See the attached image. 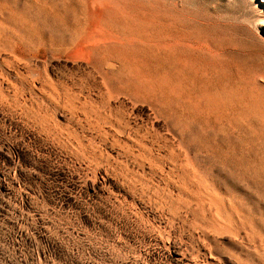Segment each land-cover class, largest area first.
I'll list each match as a JSON object with an SVG mask.
<instances>
[{
	"label": "rangeland",
	"instance_id": "rangeland-1",
	"mask_svg": "<svg viewBox=\"0 0 264 264\" xmlns=\"http://www.w3.org/2000/svg\"><path fill=\"white\" fill-rule=\"evenodd\" d=\"M136 1L142 2L140 4L144 7ZM147 1H131V9L141 15L158 13L156 24L161 17L165 18L167 13L171 16L172 13L171 17L180 18L173 20L178 23L174 30L183 34L185 40L197 41L203 38L220 49V57L208 60V63L219 68V72H224L223 76L226 74L224 78L227 80L224 83L226 86L228 83V89L234 84L237 89L245 88L247 82L258 83L259 87L264 82L259 78V82L253 79V76L260 77L264 74V41H261L262 44L260 42L261 39L264 40V0H161L164 3L160 0V3L158 0L157 3L154 0L152 1L155 3ZM93 3L94 0H0V264H264L262 256H258L262 255L264 249V133H259L262 132L261 128L264 129V120L261 122L262 117L258 115V118L256 114L242 115L246 124L241 120L242 116L228 117V120L194 115L184 117L182 111L171 106L166 107L173 122L164 113H159L158 107L151 102L155 94L135 95V92L143 93L144 88L143 83L133 80L129 82V95L112 93V97L105 88L109 86L115 91L118 85L104 79L106 75L115 79L118 77L117 71L112 73L115 70L112 62L106 63L107 66H97L94 73L84 71L86 57L78 59L60 52L59 55L57 51L52 55L49 52L51 48L57 49L59 46L71 44L77 27L86 16L94 13ZM138 7L143 12L147 9L149 13H141ZM156 7L165 10V13ZM14 9L18 11L15 12ZM175 14L179 15L175 17ZM194 18L197 21L202 20L198 23ZM203 18H207L208 22ZM155 28L152 26L147 31L137 32L145 38L158 33L160 35L159 27ZM220 28L224 31H220ZM251 41H256L257 44H252ZM148 49L136 47L133 52L147 60L153 70L159 58ZM254 72H258V75ZM227 75L232 76L228 79ZM216 79L221 80L218 76L211 78V81L216 82ZM192 80L188 89L193 94H200V85ZM213 81L208 84V88L212 89L213 95L219 96L211 86ZM235 122L239 126L234 127ZM226 123L230 126H225ZM258 123L262 125L259 124V127ZM235 137V140H242L235 141ZM253 149L258 150V154ZM216 151L218 153L215 154ZM255 153L263 158L259 159L260 155L257 157ZM185 155L196 168V177L186 163H183ZM234 156H237V161ZM257 183H260V187ZM207 185L212 186L216 200L208 193ZM255 204H258L257 207ZM220 210L223 214L219 213ZM219 219L238 228L240 239L230 233L217 231L214 224Z\"/></svg>",
	"mask_w": 264,
	"mask_h": 264
},
{
	"label": "bare ground",
	"instance_id": "bare-ground-1",
	"mask_svg": "<svg viewBox=\"0 0 264 264\" xmlns=\"http://www.w3.org/2000/svg\"><path fill=\"white\" fill-rule=\"evenodd\" d=\"M49 1V0H48ZM80 1V0H79ZM86 1H89V0H86ZM131 1H135V0H102V1H98V0H94V3L92 4V9H93V11H94V13L93 14H89L88 16H86V18L84 19V21H82V23L77 27V29H76V31H75V33L73 34V36H72V41H71V44H67V45H62V46H59L57 49H55V47H54V49L53 48H51V49H49V52L51 53V55H52V53H54V52H60L61 54H63V55H71L72 57H74V58H78V59H81V58H84V57H86L87 59V64H86V67H84L85 69H84V71H88V72H91V71H93L97 66H104V65H106V63H108V62H112V66L114 67V69L115 70H113L112 71V73L113 72H115V71H117L118 72V77L115 79L114 77H111V76H109V75H106L105 76V81H109L111 84L113 83V84H115L116 86L118 85V88H117V90H113L111 87H107V88H105L106 89V91L107 92H109L110 94H111V96L113 95L112 93H118V95H121V94H125V95H129L130 94V92H131V84L129 85V82H131V80H133L134 82H137V83H143L142 84V86H143V88H144V91H143V93L142 92H135L136 94L135 95H137V96H140V95H145L146 93H153V94H155L154 95V99L151 101L153 104H155V106L156 107H158V111H159V113H164V115H166L167 117H169L170 118V120L172 119V116H171V114L169 113L170 111H167L166 110V107H173V108H175L176 110H179V111H182L185 115H184V117L185 116H199V117H206V118H210V117H216V118H227V120H228V117H234V116H245V115H260L261 117H262V120H261V122L264 120V82L262 83V84H260L259 85V87L257 86V84H254L253 82H251V83H248L247 82V85H245L246 84V82L244 83V85H245V88L244 87H242L241 89L240 88H235V84H234V86H232V87H229V89H228V83H227V86L225 85V80H227V79H225L224 78V76L226 75V74H224V76H223V73L224 72H219L220 71V69L219 68H214V67H212V66H210V64L208 63V60H211V59H215V58H218V57H220V49L219 48H216V47H214V46H212L207 40H203V38H202V40H200L199 38V40H197V41H193L192 39H190V38H193V37H189V39L191 40H185L184 38H183V34L181 35L179 32H177V31H175L174 30V26L175 25H177L178 23H177V21H173V20H176L178 17V15H176L175 14V17H177V18H174V17H171L172 16V13H171V16H169L168 15V13H167V16H165V15H163V17L165 16V18H162L161 16V19L159 20V23H157L156 24V22H155V20L158 18L157 17V15H159L158 13L155 15L154 13L153 14H147V15H145L144 13L145 12H148V10L146 9V11L145 12H143V11H141L142 9L140 8V7H138V9L140 10V12L141 13H143L144 15H141V14H139L138 12H135V11H133L132 9H131V4L132 3H130ZM142 1V0H141ZM149 1V0H148ZM147 1V2H148ZM155 2H156V0H154ZM154 1H152L151 0V2H154ZM161 1V0H160ZM166 1V0H165ZM168 1H170V0H168ZM5 2V1H4ZM35 2V1H34ZM39 2V1H38ZM137 2V1H136ZM154 2V3H155ZM158 2H159V0H158ZM33 3V2H32ZM71 3V2H70ZM77 3V2H76ZM98 3V4H97ZM137 3H141L142 4V2H137ZM157 3V2H156ZM160 3V2H159ZM161 3H164V2H162L161 1ZM29 4V3H28ZM40 4H41V2H40ZM51 4V3H50ZM54 4V3H53ZM67 4V3H66ZM69 4V3H68ZM72 4V3H71ZM80 4V3H79ZM141 4H140V6H141ZM174 4V3H173ZM178 4V3H177ZM30 5V4H29ZM135 5V4H134ZM134 5H133V7H134ZM137 5V4H136ZM145 5V4H144ZM156 5V4H155ZM159 5V4H158ZM161 5V4H160ZM159 5V6H160ZM171 5V4H170ZM183 5V4H182ZM16 6V5H15ZM47 6V5H46ZM59 6V5H58ZM60 6H63V5H60ZM69 6H71V5H69ZM73 6H74V3H73ZM81 6V5H80ZM143 6V5H142ZM141 6V7H142ZM165 6H167V5H165ZM172 6V5H171ZM170 6V7H171ZM186 6V5H185ZM9 7H10V5H9ZM17 7V6H16ZM15 7V8H16ZM54 7V6H53ZM76 7V9H77V6H75ZM85 7H86V5H85ZM144 7V6H143ZM164 7V4H163V6H162V9H164L163 8ZM168 7V6H167ZM166 7V8H167ZM179 7H182V6H180V4H179ZM14 8V7H13ZM18 8V7H17ZM61 8V7H60ZM68 8V7H67ZM72 8V7H71ZM146 8H147V6H146ZM174 8H176V7H174ZM186 7H184V9H185ZM10 9V8H9ZM37 9V8H36ZM75 9V10H76ZM87 9V8H86ZM135 9V8H134ZM154 9V8H153ZM152 9V10H153ZM156 9H157V7H156ZM158 9L160 10V8L158 7ZM157 9V10H158ZM161 9V10H162ZM172 9V8H171ZM170 9V10H171ZM184 9H183V11H184ZM190 9V8H189ZM18 10H19V8H18ZM18 10H16L15 11V9H14V11L15 12H17ZM35 10V9H34ZM44 10V9H43ZM61 10V9H60ZM74 10V11H75ZM97 10H99V11H97ZM144 10H145V8H144ZM150 10V9H149ZM160 10V11H161ZM174 10V9H173ZM176 10H177V8H176ZM179 10H181V9H179ZM187 10V9H186ZM5 11V10H4ZM11 11V10H10ZM22 11V10H21ZM25 11V13H26V10H24ZM48 11V10H47ZM54 11V10H53ZM78 11V10H77ZM76 11V12H77ZM82 11V10H81ZM138 11V10H137ZM163 11V10H162ZM165 11V10H164ZM163 11V12H164ZM183 11H182V13H183ZM193 11H195V10H193ZM258 11V10H257ZM6 12H8V11H6ZM31 12V11H30ZM41 12V11H40ZM63 12V11H62ZM153 12H154V10H153ZM157 12V11H156ZM173 13H174V11H172ZM181 12V11H180ZM185 12V11H184ZM190 11H188V13H189ZM12 13V12H11ZM34 13V12H33ZM52 13V12H51ZM50 13V14H51ZM78 13V12H77ZM82 13H83V11H82ZM100 13V14H99ZM149 13V12H148ZM160 13V12H159ZM162 13V12H161ZM165 13V12H164ZM163 13V14H164ZM176 13V12H175ZM178 13V12H177ZM188 13H186V14H188ZM191 13V12H190ZM195 13V12H194ZM194 13H192V15L194 14ZM5 14V13H4ZM14 14V13H13ZM19 14V13H18ZM31 14V13H30ZM56 14V13H55ZM57 14H58V11H57ZM64 14V13H63ZM71 14V13H70ZM79 14V13H78ZM199 14V13H198ZM223 14V13H222ZM11 15V14H10ZM36 15V14H35ZM34 15V16H35ZM42 15V14H41ZM69 15V14H68ZM161 15V14H160ZM183 15V14H182ZM185 15V14H184ZM191 15V14H190ZM189 15V16H190ZM204 15H206L205 13H204ZM8 16V15H7ZM37 16H39V15H37ZM48 16V15H47ZM53 16H55V15H53ZM72 16V15H71ZM149 16V19H147V17ZM181 16V15H180ZM208 16V15H207ZM210 16H212V15H210ZM3 17V16H2ZM33 17V16H32ZM77 17V16H76ZM195 17V16H194ZM197 17H199V16H197ZM200 17H201V15H200ZM56 19H57V17H55ZM59 18V17H58ZM62 18V17H61ZM75 17H73V19H74ZM84 18V17H83ZM186 18H187V16H186ZM202 18V17H201ZM210 18V17H209ZM212 18V17H211ZM210 18V19H211ZM144 19L146 20V21H144ZM180 19V18H179ZM179 19H177V20H179ZM183 19H185V18H183ZM192 19H193V17H192ZM191 19V20H192ZM196 18H194V21L196 22L197 20H195ZM198 19V18H197ZM200 19V18H199ZM204 19V21L205 20H207L206 22H208V19L207 18H203ZM256 19V18H255ZM260 19V18H259ZM18 20V19H17ZM66 20V19H65ZM181 20H182V18H181ZM190 20V21H191ZM202 20V19H201ZM201 20H199V21H201ZM261 20V19H260ZM260 20H259V24H260ZM58 21H59V19H58ZM68 21V20H67ZM157 21V20H156ZM193 21V22H194ZM199 21H197L198 23H199ZM210 21V20H209ZM258 21V20H257ZM256 21V22H257ZM262 21H263V19H262ZM8 22V21H7ZM50 22V21H49ZM52 22V21H51ZM62 22V21H61ZM213 22V21H212ZM9 23V22H8ZM44 23V22H43ZM58 23V22H57ZM66 23H68V22H66ZM187 23V22H186ZM215 23V22H214ZM213 23V24H214ZM13 24V23H12ZM219 24V23H218ZM15 25V24H14ZM22 25V24H21ZM37 25H38V22H37ZM37 25H36V27H37ZM41 25V24H40ZM50 25V24H49ZM61 25H64V24H61ZM187 25H188V23H187ZM193 25V24H192ZM209 25H211V24H209ZM221 25V24H220ZM238 25V24H237ZM257 25V24H256ZM13 26V25H12ZM11 26V27H12ZM43 26H44V24H43ZM42 26V27H43ZM65 26V25H64ZM70 26V25H69ZM153 26V28H155V26L156 27H159V31H160V35H159V33L158 34H155L154 32H153V34H155L156 36H153V37H146L145 38V36L143 37L141 34H139V32H137V31H147L148 29H150V27H152ZM190 26V25H189ZM188 26V27H189ZM198 26V25H197ZM204 26V25H203ZM202 26V27H203ZM216 26V25H215ZM248 26V25H247ZM41 27V26H40ZM176 27V26H175ZM180 27V26H179ZM186 27V26H185ZM192 27V26H191ZM195 27V26H194ZM201 27V26H200ZM206 26H204V28H205ZM211 27V26H210ZM209 27V28H210ZM219 27V26H218ZM217 27V28H218ZM226 27V26H225ZM242 27V26H241ZM261 27V26H260ZM65 28V27H64ZM193 28V27H192ZM198 28V27H197ZM196 28V29H197ZM223 28V27H222ZM222 28H220V31H224V30H221ZM228 28V27H227ZM244 28H246V27H244ZM22 29V28H21ZM26 29V28H25ZM60 29V28H59ZM58 29V30H59ZM88 29H91V31L90 32H88ZM156 29V28H155ZM190 29V28H189ZM207 29V28H206ZM211 29V28H210ZM213 29V28H212ZM215 29V28H214ZM225 29V28H224ZM229 29V28H228ZM228 29L226 30V31H228ZM231 29V28H230ZM229 29V30H230ZM247 29V28H246ZM255 29V28H254ZM256 29H257V27H256ZM23 30V29H22ZM28 30V29H27ZM71 30V29H70ZM178 30H180V28H178ZM186 30V29H185ZM195 30V29H194ZM217 30H219V29H217ZM216 30V31H217ZM258 30V29H257ZM30 31V30H29ZM39 31H40V29H39ZM53 31V30H52ZM68 31V30H67ZM72 31V30H71ZM150 31V30H149ZM182 31H183V29H182ZM189 32H190V30H188ZM201 31H202V29H201ZM204 31V30H203ZM207 31V30H206ZM209 31V30H208ZM231 31V30H230ZM249 31V30H248ZM256 31V30H255ZM259 31V30H258ZM157 32H158V30H157ZM189 32H188V34H189ZM211 32V31H210ZM209 32V33H210ZM214 32V31H213ZM219 32V31H218ZM231 32H233V31H231ZM244 32V31H243ZM247 32V31H246ZM246 32H245V34H246ZM71 33V32H70ZM142 33V32H141ZM182 33V32H181ZM185 33H187V32H185ZM191 33H192V31H191ZM199 32H197V34H198ZM205 33H207V32H205ZM217 33V32H216ZM222 33V32H221ZM228 33V32H227ZM237 33V32H236ZM240 33V32H239ZM248 33H250L251 34V32H248ZM258 33H260V32H258ZM21 34V33H20ZM136 34V35H135ZM152 34V33H151ZM192 34H194V33H192ZM191 34V35H192ZM201 34V33H200ZM229 34H230V32H229ZM228 34V35H229ZM243 34V33H242ZM249 34V35H250ZM22 35V34H21ZM69 35V34H68ZM67 35V36H68ZM248 35V36H249ZM255 35H257V34H255ZM26 36V35H25ZM63 36V35H62ZM71 35H69V37H70ZM188 36V35H187ZM193 36V35H192ZM197 36V35H196ZM213 36V35H212ZM231 36H232V33H231ZM247 36V35H246ZM51 37V36H50ZM219 37V36H218ZM224 37H225V35H224ZM224 37H222V38H224ZM234 37V36H233ZM236 37H238V36H236ZM259 37H260V35H259ZM12 38V37H11ZM11 38H10V41H11ZM18 38H19V36H18ZM33 38V37H32ZM216 38V37H215ZM230 38H232V37H230ZM240 38H241V36H240ZM244 38V37H243ZM254 38V37H253ZM258 38V37H257ZM13 39V38H12ZM196 39V38H195ZM217 39V38H216ZM225 39H226V37H225ZM249 38L247 37V40H248ZM251 39H252V37H251ZM255 39V38H254ZM261 39V38H260ZM229 40V39H228ZM233 40V39H232ZM240 40V39H239ZM238 40V41H239ZM257 40V39H256ZM259 40V39H258ZM17 41V40H16ZM59 41V40H58ZM245 41V40H244ZM253 41V40H252ZM251 41V42H252ZM263 42L264 40H260V42ZM41 42V41H40ZM66 42V41H65ZM70 42V41H69ZM242 42V41H241ZM259 42V41H258ZM259 42V43H260ZM262 42H261V44H262ZM11 43H13V41L11 42ZM29 43H32L31 41L29 42ZM54 43V42H53ZM225 43V42H224ZM243 43H246V42H243ZM255 43H256V41H255ZM255 43H253L252 42V44H255ZM258 43V45L260 46V44ZM16 44V43H15ZM33 45H34V43H32ZM32 44H30V45H32ZM226 44V43H225ZM224 44V45H225ZM228 44V43H227ZM226 44V45H227ZM230 44V43H229ZM250 44V43H249ZM248 43H247V45H249ZM251 44V45H252ZM257 44V43H256ZM19 45H21V44H19ZM55 45V44H54ZM74 45V46H73ZM223 45V46H224ZM226 45H225V47H226ZM231 45H232V43H231ZM228 46V45H227ZM243 46V45H242ZM252 46H254V45H252ZM264 46V45H263ZM262 46V47H263ZM40 47H41V45H40ZM136 47H147V48H149L150 49V51L152 52L151 54H153V55H155V56H157L158 58H159V60H158V63L156 64V65H154L155 66V68H153V70L151 69V65L149 64V62H147V60L145 61L144 59H142L141 57H139L138 55H137V53L134 51L133 52V50H134V48H136ZM222 47V46H221ZM247 47V46H246ZM257 47V46H256ZM15 48V47H14ZM41 48H43V46L41 47ZM249 48V47H248ZM252 48V47H251ZM255 48V47H254ZM260 48V47H259ZM264 48V47H263ZM21 49V48H20ZM27 49V48H26ZM35 49V48H34ZM148 49V50H149ZM222 49V48H221ZM223 49H226V48H224L223 47ZM228 49V48H227ZM147 50V51H148ZM244 50V49H243ZM253 50H255V49H253ZM13 51H15V49L13 50ZM44 51V50H43ZM228 51V50H227ZM231 51H232V49H231ZM257 51V50H256ZM263 51H264V49H263ZM21 52H23L22 50H21ZM37 52V51H36ZM45 52V51H44ZM56 52V53H57ZM240 52V51H239ZM239 52H237V53H239ZM251 52H253V51H251ZM60 53H59V55H60ZM141 53V52H140ZM145 53H147V52H145ZM233 53V52H232ZM255 53V52H254ZM257 53V52H256ZM264 53V52H263ZM16 54V53H15ZM17 55V54H16ZM26 55V54H25ZM24 55V56H25ZM58 55V54H57ZM62 55V56H63ZM223 55V54H222ZM263 56H264V54H262ZM18 56V55H17ZM148 56H150V55H148ZM225 56V55H224ZM243 56V55H242ZM244 56H246L245 54H244ZM243 56V57H244ZM253 56V55H252ZM262 56V57H263ZM56 57V56H55ZM231 57V56H230ZM233 57V56H232ZM256 57V56H255ZM48 58V57H47ZM51 58V57H50ZM54 58V57H53ZM137 58H138V60H137ZM145 58V57H144ZM147 58V57H146ZM145 58V59H146ZM154 58V57H153ZM241 58V57H240ZM247 58V57H246ZM253 58V57H252ZM261 58V57H260ZM59 59V58H58ZM122 59V60H121ZM150 59V58H149ZM229 59V58H228ZM231 59H233V58H231ZM49 60V59H48ZM62 60H65V59H62ZM226 60V59H225ZM241 60V59H240ZM247 60H249V59H247ZM253 60V59H252ZM53 61H54V59H53ZM75 61V60H74ZM77 61V60H76ZM82 61V60H81ZM154 61V60H153ZM152 61V62H153ZM243 61V60H242ZM263 61V60H262ZM42 62V61H41ZM48 62V61H47ZM46 62V63H47ZM61 62V61H60ZM68 61H66V63H67ZM70 62V61H69ZM238 62V61H237ZM244 62V61H243ZM257 62H258V60H257ZM83 63V62H82ZM155 63V62H154ZM232 63V62H231ZM230 63V64H231ZM252 63V62H251ZM51 64V63H50ZM59 64V63H58ZM69 64V63H68ZM73 64H74V62H73ZM76 64V63H75ZM80 64H81V62H80ZM233 64V63H232ZM231 64V65H232ZM237 64H239V63H237ZM250 64V63H249ZM47 65V64H46ZM65 65V64H64ZM235 65H236V63H235ZM254 65V64H253ZM258 65V64H257ZM59 66V65H58ZM79 66V65H78ZM107 66V65H106ZM111 66V67H112ZM234 66V65H233ZM232 66V67H233ZM245 66V65H244ZM248 66H250V65H248ZM247 66V67H248ZM260 66H262V65H260ZM264 66V65H263ZM61 67V66H60ZM83 67V66H82ZM109 67V66H108ZM231 67V66H230ZM231 67V68H232ZM239 67V66H238ZM255 67H256V65H255ZM46 68H48V66L46 67ZM80 68H81V66H80ZM240 68H242V66H240ZM240 68H238V70L240 69ZM263 68V67H262ZM55 69H56V67H55ZM70 69V68H69ZM75 69V68H74ZM79 69V68H78ZM110 69V68H109ZM113 69V68H112ZM117 69V70H116ZM235 69V68H234ZM243 69H245L244 67H243ZM243 69H242V71H243ZM246 69H248V68H246ZM264 69V68H263ZM72 70V69H71ZM226 70V69H225ZM256 70V69H255ZM39 71V70H38ZM52 71V70H51ZM77 71V70H76ZM224 71V70H223ZM237 71V70H236ZM241 71V70H240ZM245 71V70H244ZM249 71V70H248ZM261 71H262V69H261ZM27 72V71H26ZM37 72V71H36ZM69 72V71H68ZM94 72V71H93ZM233 72H235V71H233ZM32 73V72H31ZM78 73V72H77ZM95 73V72H94ZM110 73V72H109ZM232 73V72H231ZM230 73V74H231ZM236 73V72H235ZM238 73V72H237ZM244 73V72H243ZM252 73H253V71H252ZM254 73H256V72H254ZM258 73V72H257ZM256 73V74H257ZM22 74V73H21ZM152 74H155V75H157V76H151ZM241 74V73H240ZM246 74V73H245ZM249 74V73H248ZM250 74H251V72H250ZM32 75V74H31ZM40 75H41V73H40ZM50 75H52V74H50ZM54 75V74H53ZM82 75H83V73H82ZM96 75V74H95ZM110 75H112V74H110ZM121 75H124V77H122V78H124V80H122V78L120 77ZM242 75V74H241ZM255 75V74H254ZM258 75V74H257ZM261 75V74H260ZM80 76V75H79ZM99 76V75H98ZM220 77L221 78V80L223 79V81H221L220 79L218 80V79H216L217 81L216 82H214L213 80V85H211L212 86V88H213V90H215V92L219 95V96H217V95H213L212 94V89L211 90H209V88H208V84H211V78H217V77ZM227 76H229V75H227ZM232 76V75H231ZM231 76H229V78L228 79H230V77ZM236 76H238V74L236 75ZM31 77V76H30ZM41 77V76H40ZM64 77V76H63ZM96 77H97V75H96ZM240 77H242V76H240ZM251 77V76H250ZM249 76H248V78H250ZM61 78V77H60ZM60 78H58V79H60ZM238 78V77H237ZM261 79V80H263L264 81V74H262V76H260V77H254L253 76V79L255 80V81H257V82H259V79ZM32 79V78H31ZM114 79V80H113ZM191 79H193V80H196L198 83L197 84H199L200 85V87H199V89L201 88V92H200V94H196L195 92H197V91H195L194 93L195 94H193L189 89H188V85H189V83L191 82ZM233 79V78H232ZM231 79V80H232ZM234 79H236V78H234ZM239 79V78H238ZM237 79V80H238ZM252 79V78H251ZM81 80V79H80ZM79 80V81H80ZM192 80V81H193ZM215 80V79H214ZM248 80H250V79H247V81ZM96 81V80H95ZM235 81V80H234ZM234 81H232L233 83H234ZM239 81V80H238ZM241 81V80H240ZM18 82V81H17ZM69 82V81H68ZM74 82V81H73ZM83 82V81H82ZM86 82V81H85ZM20 83V82H19ZM230 84H232L231 82H229ZM236 84H237V82H235ZM256 83V82H255ZM4 84V83H3ZM133 84V83H132ZM148 85V87H145V85ZM215 84V85H214ZM239 84V83H238ZM241 84V83H240ZM239 84V85H240ZM85 85H86V83H85ZM93 85V84H92ZM239 85H237V86H239ZM243 85V84H242ZM243 85V86H244ZM84 86V85H83ZM100 86H102V85H100ZM191 86V85H190ZM227 88H226V87ZM27 87V86H26ZM85 87V86H84ZM92 87V86H91ZM133 87V86H132ZM197 87V86H196ZM240 87V86H239ZM20 88V87H19ZM90 88V87H89ZM194 89H196V88H193V90ZM81 90V89H80ZM192 90V89H191ZM83 91V90H82ZM91 92V91H90ZM95 92V91H94ZM199 92V91H198ZM19 93V92H18ZM17 93V94H18ZM80 93V92H79ZM97 93V92H96ZM127 93H129V94H127ZM32 94V93H31ZM100 94H102V93H100ZM96 95V94H95ZM24 96V95H23ZM93 97V96H92ZM113 97V96H112ZM123 97V96H122ZM106 98V97H105ZM119 98H121V97H119ZM132 99V98H131ZM103 100V99H102ZM123 100H125V99H123ZM112 101V100H111ZM113 101H114V99H113ZM117 101H119V100H117ZM122 101V100H121ZM130 101H132V100H130ZM120 103V102H119ZM150 103V102H149ZM118 104V103H117ZM152 104V105H153ZM137 105V104H136ZM138 106H139V104H138ZM142 106V105H141ZM145 106V105H144ZM99 107V106H98ZM109 107V106H108ZM148 107V106H147ZM153 107H154V105H153ZM112 109V108H111ZM144 109V108H143ZM154 109V108H153ZM149 110H151V109H149ZM176 110H174V112L176 111ZM151 112V111H150ZM51 113V112H50ZM108 113V112H107ZM133 113H136V112H133ZM139 113V112H138ZM178 113V112H177ZM152 115H153V112H152ZM255 115V116H256ZM131 116V115H130ZM193 116V117H194ZM242 116V117H243ZM254 116V117H255ZM76 117V116H75ZM143 117V116H142ZM159 117V116H158ZM242 117H240L241 118V120L243 121L244 120V117L242 118ZM250 117V116H249ZM178 118V117H177ZM200 118V119H201ZM239 118V119H240ZM251 118V117H250ZM258 118H260L259 116H258ZM258 118L256 119L255 118V120H258ZM199 119V118H198ZM211 119V118H210ZM209 119V120H210ZM215 119V118H214ZM235 119H236V117H235ZM238 119V118H237ZM245 119H247V118H245ZM156 120V119H155ZM163 120V119H162ZM162 120H159V121H162ZM175 120V119H174ZM185 120V119H184ZM188 120V119H187ZM197 120V119H196ZM195 120V121H196ZM203 119H201V121H202ZM205 120V119H204ZM208 120V119H207ZM207 120H206V122H207ZM213 120V119H212ZM223 120V119H222ZM252 120V119H251ZM172 121H173V119H172ZM183 121V120H182ZM224 121V120H223ZM150 122V121H149ZM164 122V121H163ZM174 122V121H173ZM199 123H201L200 121H198ZM215 122V121H214ZM220 122V121H219ZM233 122V121H232ZM236 122H238V120L236 121ZM235 122V123H236ZM250 122V121H249ZM252 122V121H251ZM145 123V122H144ZM186 123H188V122H186ZM185 123V124H186ZM189 123H191V122H189ZM203 123V122H202ZM213 122H211V124H212ZM215 123H217V122H215ZM225 123V121L223 122V124ZM241 123H243V122H241ZM244 123H245V120H244ZM256 123V122H255ZM104 124V123H103ZM164 124V123H163ZM167 124V123H166ZM165 124V125H166ZM171 124V123H170ZM180 124V123H179ZM185 124H183V125H185ZM196 125H197V123H195ZM195 124H193V125H195ZM214 124V123H213ZM212 124V125H213ZM223 124H221V125H223ZM246 124V123H245ZM251 124H253V123H251ZM260 123H258V125H259ZM149 125V124H148ZM152 125V124H151ZM159 125V124H158ZM164 125V126H165ZM177 125V124H176ZM220 125V124H219ZM220 125V126H221ZM226 125H229V124H225V126ZM255 125V124H254ZM260 125H262V124H260ZM260 125H259V127H260ZM157 126V125H156ZM172 126V125H171ZM179 126H181V124L179 125ZM192 126V125H191ZM201 126V125H200ZM202 126H203V124H202ZM201 126V127H202ZM209 126V125H208ZM207 126V127H208ZM224 126V127H225ZM230 126V125H229ZM229 126H227V127H229ZM232 126V125H231ZM235 126H239V125H237V123H236V125H234V127ZM245 126V125H244ZM252 126V125H251ZM256 126V125H255ZM141 127V126H140ZM168 127V126H167ZM183 127V126H182ZM194 127V126H193ZM200 127V128H201ZM247 127H248V125H247ZM262 127V126H261ZM264 127V126H263ZM151 128V127H150ZM157 128V127H156ZM161 128V127H160ZM181 128V127H180ZM196 128H198V126L196 127ZM199 128V129H200ZM213 128V127H212ZM214 128H215V126H214ZM226 128V127H225ZM224 128V129H225ZM231 128V127H230ZM230 128H228V129H230ZM251 128V127H250ZM252 128H254V127H252ZM122 129V128H121ZM169 129H171V128H169ZM179 129V128H178ZM185 129V128H184ZM199 129H197V130H199ZM207 129V128H206ZM217 129V128H216ZM221 129V128H220ZM223 129V130H224ZM237 129V128H236ZM258 129V128H257ZM194 130H196V129H194ZM196 130V131H197ZM203 130V129H202ZM208 130H209V128H208ZM214 130V129H213ZM226 130H227V128H226ZM234 130V129H233ZM232 130V132L233 133H235L234 131ZM259 130H260V128H259ZM258 130V131H259ZM154 131H155V129H154ZM153 131V132H154ZM165 131V130H164ZM170 131V130H169ZM204 131V130H203ZM218 131V130H217ZM216 131V132H217ZM228 132H229V130H227ZM239 131H241V130H239ZM250 131V130H249ZM248 131V132H249ZM251 131H254L253 129L251 130ZM260 131H262V132H259V133H264L263 131H264V129L262 130V128H261V130ZM125 132V131H124ZM176 132V131H175ZM178 132V131H177ZM189 133H190V131H188ZM188 132H186V133H188ZM191 132H193L192 130H191ZM195 132V131H194ZM202 132V131H201ZM201 132H199V133H201ZM209 132V131H208ZM219 132V131H218ZM224 132H226V131H224ZM242 132V131H241ZM243 132H244V130H243ZM132 133V132H131ZM188 133V134H189ZM196 133V132H195ZM194 133V134H195ZM198 133V132H197ZM205 133V132H204ZM203 133V134H204ZM210 133V132H209ZM212 133H215L214 131H212ZM227 133V132H226ZM226 133H224L223 135H224V137L226 136ZM257 132L255 131V134H256ZM170 134V133H169ZM172 134V133H171ZM230 134H232V133H230ZM243 134V133H242ZM246 134L248 135V133L246 132ZM252 134V133H251ZM258 134V133H257ZM173 135V134H172ZM199 135V134H198ZM201 135V134H200ZM205 135V134H204ZM203 135V136H204ZM215 135H216V133H215ZM218 135V134H217ZM233 135H235V134H233ZM244 135V134H243ZM242 135V136H243ZM264 135V134H263ZM170 136V135H169ZM174 136V135H173ZM178 136V135H177ZM187 136V135H186ZM192 136H194V135H192ZM207 136H209V135H207ZM220 136V135H219ZM222 136V135H221ZM228 136V135H227ZM240 136V135H239ZM250 135H248V137H249ZM255 137H256V135H254ZM149 137H150V135H149ZM159 137V136H158ZM189 136H187V138H188ZM200 137V136H199ZM199 137H198V139H199ZM215 137V136H214ZM245 137V136H244ZM258 137V136H257ZM261 137V136H260ZM160 138V137H159ZM174 138V137H173ZM176 138V137H175ZM180 138V137H179ZM179 138H177V139H179ZM195 138H197L196 136H195ZM200 138H202V137H200ZM204 138H206V136H204ZM207 138H209V137H207ZM226 138V137H225ZM224 138V139H225ZM239 138V137H238ZM259 138V137H258ZM168 139H170L169 137H168ZM167 139V140H168ZM236 139V137L234 138V140ZM240 139V138H239ZM165 140V139H164ZM171 140V139H170ZM201 140V139H200ZM199 140V141H200ZM204 140V139H203ZM209 140V139H208ZM218 139H216V141H217ZM222 140V139H221ZM229 140V139H228ZM242 140V139H241ZM241 140H239V141H241ZM244 140V139H243ZM247 140V139H246ZM263 140V139H262ZM161 141V140H160ZM197 141V140H196ZM220 141V140H219ZM218 141V142H219ZM231 141V140H230ZM235 141H238V139L237 140H235ZM238 141V142H239ZM259 141V140H258ZM173 142H175V141H173ZM177 142V141H176ZM175 142V143H176ZM179 142V141H178ZM202 142V141H201ZM221 142V141H220ZM222 142H224V141H222ZM228 142V141H227ZM227 142H225V143H227ZM252 142V141H251ZM96 143V142H95ZM204 143V142H203ZM224 143V144H225ZM245 143V142H244ZM243 143V144H244ZM249 143H250V140H249ZM253 143V142H252ZM260 143H261V141H260ZM263 143H264V141H263ZM173 144V143H172ZM200 144V143H199ZM202 144V143H201ZM206 144V143H205ZM210 144V143H209ZM208 143H207V145H209ZM211 144H213V143H211ZM215 144V143H214ZM224 144H222V145H224ZM227 144H232L231 142L230 143H227ZM226 144V145H227ZM238 144V143H237ZM241 144H242V142H241ZM240 144V145H241ZM247 144V143H246ZM149 145V144H148ZM179 145V144H178ZM206 145V146H207ZM218 145H219V143H218ZM226 145H224V146H226ZM235 145V144H234ZM233 145V146H234ZM239 145V144H238ZM254 145V144H253ZM255 145H256V143H255ZM262 145V144H261ZM264 145V144H263ZM262 145V146H263ZM199 146V145H198ZM197 146V147H198ZM232 146V145H231ZM257 147H258V144L256 145ZM255 146V147H256ZM262 146H260V147H262ZM104 147V146H103ZM170 147V146H169ZM181 147V146H180ZM190 147V146H189ZM196 147V148H197ZM202 147V146H201ZM227 147H229V146H227ZM240 148H241V146H239ZM243 147H246V145L245 146H243ZM249 147H251L250 145H249ZM253 147V146H252ZM256 147V148H257ZM106 148V147H105ZM164 148V147H163ZM178 148V147H177ZM176 148V149H177ZM234 148L236 149V147L234 146ZM234 148H232L231 147V149H234ZM239 148V149H240ZM263 148V147H262ZM195 149V148H194ZM198 149H199V147H198ZM197 149V150H198ZM213 149H214V147H213ZM226 149V148H225ZM242 149V148H241ZM246 149V148H245ZM252 149V148H251ZM166 150V149H165ZM164 150V151H165ZM168 150V149H167ZM178 150V149H177ZM176 150V151H177ZM210 149H208V151H209ZM218 150V149H217ZM243 150H244V148H243ZM255 149H253V151H254ZM258 150H259V147H258ZM258 150H255L254 152H256L257 151V154H258ZM262 150V149H261ZM264 150V149H263ZM194 150H192V152H193ZM236 151H237V149H236ZM143 152V151H142ZM203 152V151H202ZM205 152V151H204ZM222 152V151H221ZM220 152V153H221ZM231 152V151H230ZM239 152H240V150H239ZM262 152V151H261ZM194 153V152H193ZM211 153H212V151H211ZM215 154L216 153H218L217 151L216 152H214ZM235 153V152H234ZM242 153V152H241ZM245 153V152H244ZM247 153V152H246ZM249 153V152H248ZM260 153V152H259ZM163 154V153H162ZM186 154H187V152H186ZM256 154V153H255ZM257 154H256V156H257ZM262 154V153H261ZM160 155V154H159ZM189 155V154H188ZM220 155V154H219ZM236 155V154H235ZM243 157H246L245 155H243V153L241 154ZM240 154H239V156H241ZM253 155H254V153L252 154V157H253ZM260 155V154H259ZM258 155V156H259ZM190 156V155H189ZM212 156V155H211ZM222 156H224V154L222 155ZM247 158H249V155L247 154ZM257 156V157H258ZM148 157V156H147ZM218 157V156H217ZM235 157V160H236V157L237 156H234ZM250 157H251V155H250ZM260 157L261 158H263L261 155L258 157L259 159H260ZM204 158V157H203ZM170 159V158H169ZM240 159V158H239ZM251 159V158H250ZM231 160V159H230ZM246 160V159H245ZM253 160V159H252ZM254 160H255V158H254ZM262 161H263V159H261ZM165 161V160H164ZM229 161V160H228ZM237 161V160H236ZM241 160H239V162H240ZM246 161H248V160H246ZM258 161V160H257ZM256 161V162H257ZM261 161V162H262ZM218 162V161H217ZM220 162V161H219ZM232 162V161H231ZM243 162V161H242ZM249 162H251L250 160H249ZM260 162V163H261ZM183 163H186V165L191 169V171H192V174H193V176L194 177H196L198 174H197V170H196V168L193 166V164H191V162L188 160V156L187 155H185V160H183ZM235 163V162H234ZM253 163H255V161H253ZM264 163V162H263ZM210 164V163H209ZM229 164V163H228ZM232 164V163H231ZM244 164H246V163H244ZM252 164V163H251ZM179 165V164H178ZM223 165V164H222ZM230 165V164H229ZM250 165V164H249ZM263 165V164H262ZM139 166V165H138ZM220 166V165H219ZM242 166V165H241ZM240 165H239V167H241ZM246 166H248V165H246ZM259 166H260V164H259ZM149 167V166H148ZM232 167H234V166H232ZM255 167V166H254ZM167 168V167H166ZM16 169V168H15ZM221 169V168H220ZM243 169H244V166H243ZM248 169V168H247ZM222 170V169H221ZM225 170H226V168H225ZM224 170V171H225ZM230 169H228V171H229ZM233 170V169H232ZM238 169H236V171H237ZM176 171V170H175ZM223 171V172H224ZM246 171V170H245ZM253 171H255V170H253ZM110 172V171H109ZM146 172V171H145ZM188 172V171H187ZM243 172H244V170H243ZM248 172V171H247ZM247 172H246V174H247ZM200 173V172H199ZM212 174V173H211ZM218 174V173H217ZM228 174V173H227ZM226 174V175H227ZM245 174V175H246ZM249 174V173H248ZM254 174H255V172H254ZM254 174H252V175H254ZM252 175H250V177L252 176ZM238 176H241L240 174L238 175ZM237 176V178L239 179V177ZM258 176V175H257ZM219 177V176H218ZM220 177H221V175H220ZM223 177V176H222ZM242 177H243V175H242ZM248 177V176H247ZM247 177H246V179H247ZM259 178L261 177V175L259 174V176H258ZM216 178V177H215ZM225 178V177H224ZM244 178V177H243ZM251 178H253V176L251 177ZM250 178V179H251ZM263 178V177H262ZM223 179V178H222ZM107 180V179H106ZM105 180V181H106ZM187 180V179H186ZM189 180V179H188ZM233 180V179H232ZM234 180H236V179H234ZM252 180V179H251ZM253 180H255V179H253ZM108 181V180H107ZM124 181V180H123ZM162 181V180H161ZM225 181H226V179H225ZM231 181V180H230ZM235 182V181H234ZM233 182V183H234ZM237 182V181H236ZM240 182H241V180H240ZM246 182H247V180H246ZM254 183H255V181H253ZM221 183V182H220ZM222 183H224V179H223V182ZM227 183V182H226ZM229 183H231V182H229ZM229 183H227V184H229ZM243 183H244V179H243ZM250 183H252L251 181H250ZM262 183V182H261ZM110 184V183H109ZM226 184V185H227ZM247 184V183H246ZM258 184V183H257ZM256 184V185H257ZM238 185V184H237ZM237 185H236V187H237ZM259 185V187H260V183L258 184ZM111 186V185H110ZM218 186V185H217ZM216 186V187H217ZM224 186V185H223ZM234 186V185H233ZM232 186V187H233ZM239 186V185H238ZM241 186V185H240ZM244 186V185H243ZM253 185H251V187H252ZM167 187H168V185H167ZM246 187H248V185L246 186ZM262 187V186H261ZM191 188V187H190ZM227 188H228V185H227ZM240 188V187H239ZM254 188V187H253ZM207 189L209 190H207L208 191V193L210 194V196L214 199V200H216V197L214 196V194H213V188H212V186L211 185H207ZM237 189V188H236ZM248 189H250L249 187H248ZM256 189H257V187H256ZM221 190L223 191V189L221 188ZM231 190H233V188H231ZM246 190V189H245ZM258 190V189H257ZM256 190V191H257ZM242 191V190H241ZM224 192V191H223ZM259 192V191H258ZM175 193V192H174ZM235 193V192H234ZM241 193V192H240ZM247 193V192H246ZM245 193V194H246ZM261 193H262V191H261ZM228 194V193H227ZM242 194V193H241ZM248 194V193H247ZM253 194V193H252ZM251 194V195H252ZM258 194V193H257ZM145 195V194H144ZM236 195H238V194H236ZM235 195V196H236ZM254 195H256V194H254ZM262 195H264V193L262 194ZM234 196V197H235ZM242 195H240V197H241ZM230 197H233V196H231L230 195ZM244 197V196H243ZM243 197H242V200H243ZM251 197V196H250ZM261 197V196H260ZM264 197V196H263ZM168 198V197H167ZM237 198H239V196L237 197ZM236 199V198H235ZM241 199V198H240ZM248 199V198H247ZM254 199V198H253ZM231 200H233V199H231ZM262 200V199H261ZM175 201V200H174ZM230 201V200H229ZM237 201V200H236ZM235 201V202H236ZM240 201V200H239ZM249 201V200H248ZM258 201V200H257ZM233 202V201H232ZM238 202V201H237ZM241 202V201H240ZM239 202V203H240ZM245 202V201H244ZM255 202V201H254ZM261 202V201H260ZM108 203V202H107ZM231 203V202H230ZM251 203V202H250ZM250 203H248V204H250ZM258 203V202H257ZM175 204V203H174ZM228 204V203H227ZM264 204V203H263ZM200 205V204H199ZM233 205H234V203H233ZM244 205V204H243ZM246 205V204H245ZM256 205V204H255ZM258 205V204H257ZM257 205H256V207H257ZM251 206V205H250ZM263 206V205H262ZM200 207H201V205H200ZM203 207H205V206H203ZM249 207V206H248ZM213 208H214V206H213ZM254 208V207H253ZM237 209V208H236ZM248 209V208H247ZM192 210V209H191ZM190 210V211H191ZM213 210V209H212ZM254 210V209H253ZM256 210V209H255ZM197 211V210H196ZM202 212V211H201ZM211 212V211H210ZM242 212V211H241ZM254 212V211H253ZM187 213V212H186ZM218 213V211L216 212V214ZM219 213H222L223 214V212L220 210V212ZM189 214H190V212H189ZM255 214V213H254ZM193 215V214H192ZM229 215V214H228ZM242 216V215H241ZM253 216V215H252ZM180 217V216H179ZM189 217V216H188ZM187 217V218H188ZM235 217V216H234ZM23 218V217H22ZM178 218V217H177ZM247 218V217H246ZM262 218V217H261ZM202 219V218H201ZM236 219V218H235ZM259 219V218H258ZM243 220H245V218L243 219ZM262 221V220H261ZM247 222V221H246ZM249 222V221H248ZM234 223V222H233ZM237 223V222H236ZM242 223V222H241ZM260 224V223H259ZM215 225V227H216V229H217V231L219 230V231H222V232H225V233H230V234H232V235H234L237 239H240V234L241 233H239V229L238 228H234L230 223H226V222H224V221H222V220H218V222L216 223V224H214ZM241 225V224H240ZM256 225V224H255ZM243 226V225H242ZM180 227V226H179ZM236 227V226H235ZM238 227V226H237ZM255 227V226H254ZM261 228V227H260ZM259 228V229H260ZM191 230V229H190ZM256 230H257V227H256ZM199 231V230H198ZM243 231V230H242ZM247 231V230H246ZM259 231V230H258ZM178 232V231H177ZM182 232V231H181ZM195 232V231H194ZM241 232V231H240ZM244 232V231H243ZM257 232V231H256ZM260 232V231H259ZM170 233V232H169ZM264 233V232H263ZM262 233V234H263ZM221 234V233H220ZM253 234V233H252ZM172 235V234H171ZM231 235V236H232ZM245 235V234H244ZM202 236V235H201ZM217 236V235H216ZM259 236H260V234H259ZM264 236V235H263ZM213 237V236H212ZM245 237H246V235H245ZM244 237V238H245ZM216 238V237H215ZM220 239V238H219ZM206 240V239H205ZM236 240V239H235ZM264 240V239H263ZM262 240V241H263ZM151 241V240H150ZM230 242V241H229ZM165 243V242H164ZM170 243V242H169ZM174 243H175V241H174ZM218 243V242H217ZM171 244V243H170ZM212 244V243H211ZM234 244V243H233ZM167 245V244H166ZM165 245V246H166ZM211 246V245H210ZM172 247V246H171ZM170 247H168V249H169ZM229 248V247H228ZM167 249V248H166ZM246 249V248H245ZM170 250H171V248H170ZM219 250V249H218ZM224 250V249H223ZM231 250V249H230ZM239 250V249H238ZM176 251V250H175ZM167 252V251H166ZM173 252V251H172ZM170 254V253H169ZM172 254V253H171ZM249 256V255H248ZM260 258H261V256H262V258L264 259V249H262V255H258Z\"/></svg>",
	"mask_w": 264,
	"mask_h": 264
}]
</instances>
